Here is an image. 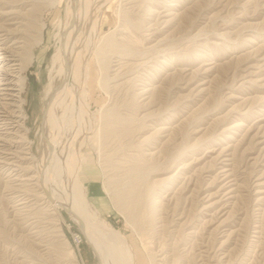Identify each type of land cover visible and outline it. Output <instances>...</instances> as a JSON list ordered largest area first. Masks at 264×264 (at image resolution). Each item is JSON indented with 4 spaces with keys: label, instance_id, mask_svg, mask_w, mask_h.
I'll list each match as a JSON object with an SVG mask.
<instances>
[{
    "label": "bare ground",
    "instance_id": "1",
    "mask_svg": "<svg viewBox=\"0 0 264 264\" xmlns=\"http://www.w3.org/2000/svg\"><path fill=\"white\" fill-rule=\"evenodd\" d=\"M113 1H69L65 27L58 34L60 45L51 59L52 76L45 92L48 101L43 110L41 150L39 155H33L29 150L31 142L27 136L29 130L24 112L26 99L22 94L27 82L24 73L35 58L34 49L44 42L45 23L40 21L42 19L36 12L38 3L42 1L0 0V168L10 171L8 177L18 186L13 190L29 195L19 198L14 204L19 210L41 206L38 211H51L50 214L57 217L52 218L53 223L50 222L52 229L55 227L51 223L58 225L63 215L61 210H66L86 235L99 264H146V257H149L150 264H223L226 257L224 247L228 246L222 245L231 242L237 232L229 221L233 199L239 191L232 162L236 152L245 145L247 147L242 154L251 157L249 159L254 165L249 191L260 203L264 202V110L256 111L259 113L256 117L260 118L258 122L246 124L240 120L250 115V102L259 98L246 96L251 94V90L245 86L250 84L254 89L262 88L255 77L264 69V44L249 51L245 57L250 65L242 70V83L238 85L237 94L247 91L248 94L237 97L235 86H230L228 100L231 108L224 116L212 120L221 132L210 137L212 139H205L203 144L198 142L201 139L189 144V138L195 139L208 132L209 126L206 125L210 117L209 120H204L205 116L193 119L196 111L188 113L196 104L194 101L204 98L209 92L208 78L218 64L212 58L200 59L201 54L198 56L183 50L173 52V49L169 52L168 48L172 46L167 44L163 49L168 47V52L162 51L163 55L157 53L155 57L150 55L166 40L164 35L161 38L162 32L180 16L177 12L188 0H122L123 6L107 17L110 22L116 19L115 30L97 38L103 14ZM223 1L215 0V4L221 5ZM140 2L147 7L140 11L149 16L147 19L155 21L144 20L146 28L143 35L133 33L134 29L143 27V23L134 22V14H137L132 12ZM245 2L254 3L260 9L254 11V18L264 10V0ZM243 6L244 3L238 4L235 10ZM220 13L216 14L218 18ZM240 17L245 16L241 14ZM225 23H221L222 27L227 26ZM228 27L220 28L226 30ZM249 31L252 30L245 26L244 32ZM225 35L223 31L215 38L223 42L227 38ZM257 36L264 38V33ZM91 54H94L102 71L103 76L99 77H103V84L100 83L103 88L118 91L123 87H133L134 94L138 95L137 101L133 96L124 105L103 107L101 118L94 117L85 101L86 85L93 78ZM159 58L166 59L161 61ZM195 60L201 63L196 69L189 65L196 63ZM208 60L211 62L205 63ZM152 62L159 67H156L153 81L160 79L163 82L175 75L180 76L176 91L184 104L180 111L155 113L157 102L153 97L160 86L154 82L147 84L139 73L136 75V70L143 66L154 68L148 66ZM160 73L163 75L159 77ZM242 86L245 88L240 91ZM260 97L258 100L262 101L264 98ZM209 115L217 114L211 112ZM187 124L189 127L184 132ZM68 130L73 132L74 138L64 144ZM135 141L139 144L136 148ZM85 142L103 156L100 157L103 164L99 167L101 165L104 170L110 167L113 171L108 176L106 174L104 191L136 233L143 251L136 250L124 233L101 220L87 197L83 184L95 174L92 171H96L97 165L94 156L84 151ZM113 142L123 157H104L105 146ZM143 145L148 153L134 150ZM203 145H206L204 152L198 153L203 151ZM201 230H205L207 236L201 234ZM53 231L59 232L57 236H64L58 228ZM190 240H195L194 243L203 240L197 243L200 251L190 250L196 244L188 248ZM192 254L196 256V263ZM70 256L71 261L78 264L73 250H70Z\"/></svg>",
    "mask_w": 264,
    "mask_h": 264
},
{
    "label": "rangeland",
    "instance_id": "2",
    "mask_svg": "<svg viewBox=\"0 0 264 264\" xmlns=\"http://www.w3.org/2000/svg\"><path fill=\"white\" fill-rule=\"evenodd\" d=\"M40 1L42 2L38 3L36 12L38 13L39 19H42L40 21L45 23V29L43 32L44 42L34 49L35 58L32 64L26 69L24 73L27 78V82L26 89L22 94L23 98L26 99V103L24 104V112L25 114H27L26 125L28 126L29 130L27 136L29 137L31 142V148L29 150L33 155H39L41 150L40 139L42 134V117L45 104L48 101L45 92L52 76L51 59L56 53L58 46L60 45L58 34L62 31L63 27H65L68 16L66 15V13L68 14V6L70 3V0H55V3H53V0ZM245 1L246 0H225L221 3V5L217 6L215 4V0H188L187 4L182 7V10H177V13H179L180 16H178V18L174 20L168 27H164L166 30L162 32L163 34L161 33V38H163L164 35V38H166V40H163L161 44L162 46L160 45L161 47L159 46L160 48H157L160 51H153L156 54L153 52L150 53V55L152 54V56H158V54L163 55L165 52H168V49L169 52H172L173 50V52L183 50V52L195 53L198 54V56L199 54H201L202 58L200 59L212 58L213 61H216L218 64L216 69L208 78L209 83L207 84V86L209 87V92L204 96V98L202 97L197 101H194L196 104H193L192 107H190L188 113L190 114V112L192 113L194 110L196 111H194L196 114L195 116H193V119L205 116L204 120H209L210 117L209 123L206 125L207 127L209 126L208 132H205V134L202 133L203 137L202 134H200L195 139L189 138V144L196 143L197 139H201L198 142H202L201 144H203V142H205L207 138L212 139L210 137L221 132V130H217L215 128L212 120L216 119V117L224 116L231 108V102L228 100V92L231 91L229 89L230 86H235L234 93L237 97H242L243 95L248 94V91L251 90L249 91V93L251 92V94H248L246 96H259V98H261L260 96H262V98H264V69L260 70L258 76L255 77L257 79L258 85H261L262 88L254 89L250 86V84H246V86H243H245L246 88L247 86L248 88H251H247L248 91L244 92L243 94H237V91H239L238 85L240 84V82L242 83L240 79V76H242V74L244 73L242 70L245 69L247 65H250L248 63V60L245 59L247 53L255 47L260 46L262 43L264 44V38L257 36L261 35V33H264V10L262 9L260 11V15H257V17L254 18L253 16H256L253 15L255 14L254 11H259L260 9L258 10L255 7L254 3H246ZM243 3L244 6L242 8H240L239 10H235L236 5ZM123 4L124 2L122 0H114L110 8L105 10L100 28L98 30V34L96 35L97 38H101V36L104 37L105 35L112 33V30H115V25L117 24L116 19L114 18V20L110 22L107 21V17H111V15H113L112 13L117 8L122 7ZM137 7L139 9H137ZM143 8L145 9L147 7L140 2L135 7V9L132 10V12H136L137 14H134V22L136 21L135 23H143L145 22L144 20H146V22L148 20H151V22L154 23L155 21L153 19H147L149 18V16L144 11H140V9ZM238 11L242 12L241 14L245 17H240L241 14ZM218 13H220V18L216 16V14ZM221 23H225L227 24V26H229L228 28H226L227 31L221 29L227 27L226 25L222 27ZM142 26L143 27L140 28L141 30L139 28V30L134 29L133 33H136L137 35H143L144 29L146 28L144 26H146V23H143ZM245 26H247V28H250V30L252 31H249V33L244 32ZM223 31L226 32L225 37L227 38H225L223 42L217 41L215 38L216 34ZM249 40L251 41L248 42ZM166 44L169 47L172 46V48L170 49L167 47L168 49H163V47H166ZM173 46L175 48H173ZM165 59L166 58H161L160 60L163 61ZM89 60L93 78L91 77V80L86 85L85 101L89 104L90 111L95 118H101L102 112L106 106L111 107L118 104L124 105V102L127 103L131 100V98H133V96L137 101L138 95L136 96L134 94L135 90H133V87H125V89L123 87L121 89H118V91H115L112 88L111 91H108L103 88L104 86L101 85L103 84V77H99L101 75L103 76V74L102 71H100L98 68L99 66L94 58V54L89 55ZM209 62L211 61H205V63ZM199 63L200 60L196 61V63H189V65H194V69H196V67L201 64ZM179 64L183 63L180 62ZM148 66H154V68H147V66H143V68L137 69L138 71L136 70V75L139 73L140 78L146 79L147 84L154 82L155 85L157 84L160 86L157 87V93L153 97V99L157 102V106L154 108L156 109L155 113L160 115L159 113L167 114L168 112L172 113L178 109L179 111L183 109L184 104L182 103V101H180L178 97L179 94L177 95L176 93L177 86L179 85L180 81L178 80V78H180V76L175 75L171 79L169 78V80L163 82H161L160 79L153 81L154 75L156 74V67H159L155 62H152V64L149 63ZM161 75L163 74L160 73L159 77ZM243 86L241 87L240 91L245 88ZM119 90L121 92H119ZM111 92L114 93L112 94ZM258 99L252 100L250 102L249 106L252 105L250 106V115H248L247 117L245 116L246 118H240V120L242 119V121H244L243 123H253L260 119H258L256 116H258L259 113L263 112L264 110V99L262 101ZM140 100L141 99L138 100V103H140ZM158 102L160 105L158 104ZM256 111H259V113H257ZM211 112H215V114L217 115L211 117V115H209ZM250 116H252L253 118H251ZM262 118H264V116ZM262 123H264V119ZM188 125L189 124H187V126L183 128L184 132L189 127ZM66 135L67 136L63 141L64 144L67 143L66 141H71L74 138L73 132L70 130L66 132ZM136 143L137 142L135 141V148L136 146H139V144L137 145ZM108 144L105 146L106 148H104L105 152L102 151L106 153V156L104 157H107V155L108 157L112 158L123 157L121 153L116 150V145L114 144V142ZM140 147H138V149H135L134 147L133 148L134 150H140L141 152H143V154L148 153L145 150L144 145L141 148ZM202 147L203 151L201 150L198 153L204 152V147H206V145H203ZM245 147L247 146L245 145ZM245 147L236 152L237 155L232 162V167L235 168L236 171V177L239 179H237L239 191L236 193V197L234 198L235 200L233 199V203L230 209L229 221L231 222V225H233L234 230L237 232L233 236L231 242L229 241L228 244L222 245V247L228 246L227 248L224 247V254L226 255V257L223 258V264H264V202L260 203L257 200L256 195L249 191L250 185L253 181L252 173L254 171V165L252 163L253 160L249 159L251 157H246V153L242 154V151ZM83 148L84 151H86L87 153L90 152L94 156V161L96 162L97 169L100 174L96 179V190L97 192H99L98 194L90 193L91 185L89 183V179H87L88 183H85V185L83 184V186L87 190V197L98 213L99 218L111 224L115 229L124 233L136 250L143 251L136 233L131 227L126 224L124 216L121 215V213L114 207L112 201L104 191V183L106 182L107 176L108 174H112L113 171H111L110 167H106L107 169L105 170L101 165L99 167V164H103L100 158L103 156H100V154L97 152L98 150L92 147L89 142H85ZM130 150L134 151L133 149ZM33 164L34 163H32V165ZM107 165H109V163ZM9 172L10 171L4 170V168H0V264H74V262L71 261L70 250H73L75 252L78 264H99V258L90 245L86 235L82 231L79 224L76 223V221L72 217H70L69 213L66 210H61V213L63 214L62 218L60 221H58L59 224L55 226L52 224V221L54 220L52 218L57 217L51 215V211L49 213L48 210L42 211L43 213L41 211H38L39 207L41 208V206H39L38 209L37 207H31L27 208L26 210H19L18 207H16L17 205H15L14 203L17 204L19 198L21 199L22 197H29V195L25 194L26 192L24 191V194L22 191H15L18 186H15L10 177H8ZM242 174L244 175V177ZM10 181L12 182V184ZM13 188H15V190H13ZM11 192H13L14 194ZM28 192L30 193V190L27 191V193ZM16 193L20 194H17L18 196H16L18 199L15 197ZM30 211L31 213H29ZM47 212L50 216H48ZM28 213L30 215H28ZM46 221L48 222V224ZM50 222H52L51 226L53 228L55 227L61 230L60 233H63V237L57 236L59 232L53 231L55 228L52 229L50 227ZM52 231L55 233H53ZM200 232L201 234L207 236L206 233L204 234L205 230H201ZM192 241L193 240L188 241L190 245H188V248L190 249L191 245L193 246L194 244H196V247L190 250H194L197 253L198 251H200L198 244L201 242V240H196V243H194V240L193 244L191 243ZM206 242H208V239ZM206 242L204 243V245L206 244ZM218 246L219 245H217V249L219 248ZM221 248L219 249V252H221ZM192 256L195 262L196 256L194 254H192ZM145 260L146 264H150L149 257H146Z\"/></svg>",
    "mask_w": 264,
    "mask_h": 264
},
{
    "label": "crops",
    "instance_id": "3",
    "mask_svg": "<svg viewBox=\"0 0 264 264\" xmlns=\"http://www.w3.org/2000/svg\"><path fill=\"white\" fill-rule=\"evenodd\" d=\"M93 173H95L94 175H90L89 176V183H90V193H92V194H98L99 192H97V190H96V187H97V181H96V179L99 177V171H98V169H96V171H92ZM92 173V174H93Z\"/></svg>",
    "mask_w": 264,
    "mask_h": 264
}]
</instances>
